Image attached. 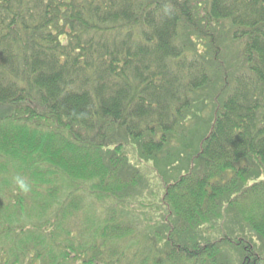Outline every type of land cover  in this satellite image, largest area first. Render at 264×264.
<instances>
[{"label": "trees", "instance_id": "1", "mask_svg": "<svg viewBox=\"0 0 264 264\" xmlns=\"http://www.w3.org/2000/svg\"><path fill=\"white\" fill-rule=\"evenodd\" d=\"M0 264H264V0H0Z\"/></svg>", "mask_w": 264, "mask_h": 264}, {"label": "rangeland", "instance_id": "2", "mask_svg": "<svg viewBox=\"0 0 264 264\" xmlns=\"http://www.w3.org/2000/svg\"><path fill=\"white\" fill-rule=\"evenodd\" d=\"M209 52V51H208ZM208 52H206V53H208ZM209 105V104H208ZM205 114L203 113L202 114V116H204ZM198 135H196L193 139H194V142H193V144L195 145V144H197V142L196 141H198L199 140V138L197 137ZM180 162L178 161L177 162V164H179ZM142 172H143V174L145 175V178L147 177V178H149V179H151V178H153V175H152V169H151V167H150V165L148 166V167H141V168H139ZM176 174V173H175ZM155 177H160V175L158 174V173H156L155 174ZM175 177V176H174ZM153 181V180H152ZM152 181H151V183H152ZM154 184H151V187L153 186ZM156 185H157V181H156ZM155 185V186H156ZM159 189V188H158ZM157 189V190H158Z\"/></svg>", "mask_w": 264, "mask_h": 264}, {"label": "clouds", "instance_id": "3", "mask_svg": "<svg viewBox=\"0 0 264 264\" xmlns=\"http://www.w3.org/2000/svg\"><path fill=\"white\" fill-rule=\"evenodd\" d=\"M14 183L18 190L22 193H28L31 190L29 183L19 177L14 178Z\"/></svg>", "mask_w": 264, "mask_h": 264}]
</instances>
